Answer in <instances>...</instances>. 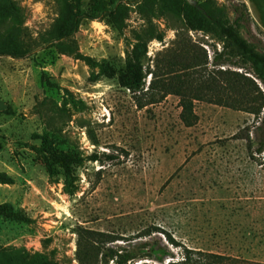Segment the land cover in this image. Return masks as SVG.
<instances>
[{
    "label": "rangeland",
    "instance_id": "obj_1",
    "mask_svg": "<svg viewBox=\"0 0 264 264\" xmlns=\"http://www.w3.org/2000/svg\"><path fill=\"white\" fill-rule=\"evenodd\" d=\"M202 2L232 24L245 0H0V264L264 261V64ZM226 69L261 91L228 97Z\"/></svg>",
    "mask_w": 264,
    "mask_h": 264
},
{
    "label": "trees",
    "instance_id": "obj_2",
    "mask_svg": "<svg viewBox=\"0 0 264 264\" xmlns=\"http://www.w3.org/2000/svg\"><path fill=\"white\" fill-rule=\"evenodd\" d=\"M188 6H190L192 10L199 11L205 19H207L220 31L221 34L233 40L238 48L244 53L248 54L251 59L264 64V53L260 52L253 43L249 42L239 30L241 22L247 19L249 16V10L245 2L235 5V11L238 12V14L234 23L232 24L228 23L226 17L223 13H221V11L213 8L208 2H202L196 6L188 4ZM121 11L122 7H116L115 11H110V13ZM220 75L225 81V84L223 86H219L215 84L216 81H213L211 84L213 86L215 85V88H223L224 91L226 89V95L228 97L231 91L242 92L245 90L247 96L252 97L254 87H257L258 90H260L255 80L244 72L226 69L220 70ZM253 112H255L257 115L263 114L258 126L259 136L257 138L256 147V152L261 154L264 153V96H262L260 102H258ZM168 238L171 244L175 243V240L171 237V235H169ZM181 246L183 247L181 258L177 260H169L167 264H264V261H253L246 258H241L240 256L206 252L195 248L186 247L183 244ZM150 252L154 254L155 257H157L156 259L160 262L165 261V257L170 255V250L167 245H161L158 248H155V245L151 244L149 246V253ZM124 257L125 258H122L121 263L133 258L134 255H127Z\"/></svg>",
    "mask_w": 264,
    "mask_h": 264
},
{
    "label": "crops",
    "instance_id": "obj_3",
    "mask_svg": "<svg viewBox=\"0 0 264 264\" xmlns=\"http://www.w3.org/2000/svg\"><path fill=\"white\" fill-rule=\"evenodd\" d=\"M252 18L264 30V0H245Z\"/></svg>",
    "mask_w": 264,
    "mask_h": 264
},
{
    "label": "water",
    "instance_id": "obj_4",
    "mask_svg": "<svg viewBox=\"0 0 264 264\" xmlns=\"http://www.w3.org/2000/svg\"><path fill=\"white\" fill-rule=\"evenodd\" d=\"M189 3L196 4V0H187Z\"/></svg>",
    "mask_w": 264,
    "mask_h": 264
}]
</instances>
